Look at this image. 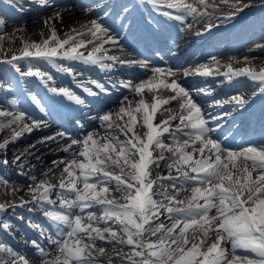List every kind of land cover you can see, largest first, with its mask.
Here are the masks:
<instances>
[{
  "label": "snow or ice",
  "instance_id": "6c2138e0",
  "mask_svg": "<svg viewBox=\"0 0 264 264\" xmlns=\"http://www.w3.org/2000/svg\"><path fill=\"white\" fill-rule=\"evenodd\" d=\"M3 2L13 7L20 4V0ZM39 2L43 4L45 0ZM152 2L157 7L179 11L181 14L174 17L169 11L161 14L182 22L185 16L206 15L197 6L207 7L205 0H194L193 3L186 0ZM242 10L236 9L237 12ZM5 23V19L0 18V28ZM82 29H73L74 34L62 40L52 29L42 43H25L21 53L13 55L7 62L33 58L52 63L53 58L59 57L96 64L105 59H117L106 55L104 44L115 45L118 40L102 22L93 19ZM85 35L93 39L85 41ZM88 44H92L93 48L85 56L79 50L87 48ZM211 59L216 61L215 57ZM140 65L147 67L146 62H140ZM101 67L110 65L101 64ZM226 67L228 71L225 75L229 79L247 76L259 82L261 92H264V67L257 69L246 65L233 68L232 63ZM63 70L72 71L71 68ZM16 71L22 76L46 77L45 83L53 79L38 68L33 70L31 66L26 72H21L19 67H16ZM153 72L155 75L152 79L125 87L133 88L141 97L146 90L155 93L160 89L169 90L173 95L164 99L154 95L151 104L141 98L135 107L129 102L116 113L117 118L124 121L123 125L115 123L111 113L100 117L102 122H107V129L111 132L100 139H97L98 133L94 132L88 133L83 140L72 139L63 149L70 152L71 158L62 161L64 167L58 184L47 180L36 181L33 177L34 183L29 187L31 200L22 201L19 206L27 203L38 206L56 228L55 233L47 236L48 244L53 246L51 249H46L36 240L30 242L38 252L40 264H98L94 255L97 240L128 246L129 251L125 253L128 264H264V146H249L239 151L222 146L219 140L212 137L214 129L209 124L217 117L202 112L192 94L175 78L176 72L161 68H155ZM165 74L172 78L170 82L161 78ZM211 74L209 65H201L192 72L185 71L183 76ZM93 83L101 91H107L104 85ZM49 91L67 97L77 105L85 104L84 99L68 88L50 87ZM84 91L92 96L97 95L91 88ZM31 100L41 112L45 111L37 96L32 95ZM173 101L179 105L176 113L171 108H164ZM229 102L239 107L246 103L241 96H234ZM165 112L168 113L167 118L155 123L156 115ZM0 118H3L0 120V131L10 130V134L0 141V151L25 133L46 126V121L35 119L24 111L0 109ZM175 120L179 123L173 130L171 122ZM138 125L146 129L143 135L135 130ZM120 134L126 139L121 140ZM165 134L171 136L172 143L165 142ZM67 135L60 132L45 137L42 142H55L57 137ZM77 145L80 146L79 150L71 151ZM157 149L159 152L154 156ZM165 152L170 155L166 157ZM20 159L21 156L15 157L16 161ZM3 163L6 165L8 161L5 159ZM161 163L169 169L167 177L153 175ZM172 169H175L177 176L171 175ZM163 179L179 180L181 183L164 185L161 183ZM111 181H115L114 189L110 187ZM4 184L7 185V181ZM112 191L120 194L123 203L115 196L109 197ZM184 191L190 192V196L179 199ZM96 205L101 206L102 214L99 217L95 212L84 215L86 209ZM6 207L8 205L0 203V212H4ZM213 210L215 214L210 215ZM165 214L169 224L160 220ZM2 227L8 229L11 225L4 221ZM34 227L44 235L45 229L40 225ZM210 233L215 235V240L205 247ZM98 251L103 253L105 249L101 247ZM122 251L123 248L118 249L117 254ZM0 253L10 258H0V264H30L29 259L5 243H0ZM50 253L54 254L46 258Z\"/></svg>",
  "mask_w": 264,
  "mask_h": 264
},
{
  "label": "bare ground",
  "instance_id": "6f19581e",
  "mask_svg": "<svg viewBox=\"0 0 264 264\" xmlns=\"http://www.w3.org/2000/svg\"><path fill=\"white\" fill-rule=\"evenodd\" d=\"M26 1V0H25ZM258 1H264V0H236V5L239 6L237 8H244L245 5H247L248 9L254 8L250 7L251 5H257ZM194 2V0H192ZM208 4H213L209 2ZM241 5V6H240ZM260 5V4H259ZM257 5V7L259 6ZM11 6V5H10ZM13 8V6H11ZM42 7V8H41ZM259 8V7H258ZM247 13L255 14V12H252L250 10L247 11ZM264 13V8L259 12ZM207 14V13H206ZM0 18L5 19L6 23L3 28H0V99H4L2 95L9 94H16L20 99V104H27L25 101V97L23 98L22 92H25L29 94L30 89H34V86L36 87H43L46 86L45 80L41 79L40 77L36 76H22L20 72L16 71V68H13V66L16 65H22L23 70L21 69V72L28 71V66H34L36 67L38 63H41L45 66V68L49 69L50 65H48V61L39 60V59H33V58H27L22 59L19 61H14L12 63H8L7 61L11 60V57L13 55H19L24 47L25 43L28 42H35V43H42L43 40L47 39L50 35V31L54 29L58 35V37L62 40L65 39L68 35H73V29H76L77 31L83 30L82 26L88 25L89 21H91L90 17L87 13H84L79 10H70L68 8H58L56 5H50V4H40L37 3L36 0H29L27 2H24V0H20V4L16 5L13 10H9L7 7V4L3 2V0H0ZM203 18L211 20L212 18H216L203 15ZM220 17H217L219 19ZM223 18V17H221ZM47 21V23H46ZM77 39H80V37H77ZM85 41L93 39L91 36L85 35L83 37ZM259 46H257L254 51H251L241 57V65L246 66L250 65L257 69L260 67H264V56H260L264 53V43L262 41L258 42ZM263 43V44H262ZM67 47V46H66ZM113 48L114 46L104 44V49L106 48ZM93 45L88 44L87 48H81L79 51L85 53L86 50H92ZM247 58V60H245ZM56 61H62L65 59H61L59 57L53 58V62ZM52 62V63H53ZM48 63V64H47ZM221 63V62H220ZM219 63V64H220ZM49 66V67H48ZM51 68V67H50ZM45 72V70H42ZM41 71V72H42ZM53 78L57 79L59 82H61V77H67V75H63L61 73H58L57 71H52L50 74ZM40 80V82H38ZM54 80V79H52ZM51 83V81H47ZM5 83H7V86L4 88ZM248 84L250 87L257 86L259 90L261 91V86L259 85V82L254 81H248ZM41 96L45 94L43 91H39ZM147 90L145 91V93ZM169 90H165L164 93L161 90L159 93H147V99L145 100L149 104L153 102V96H157L158 98L164 99L169 97L170 95ZM264 94H262L260 97H263ZM65 100L66 103L72 105V107H79L75 102L69 101L67 98H62ZM129 103V102H128ZM128 103L122 105V107H126ZM137 102H132L131 105L135 107ZM1 106H4V109H10L16 111V109H19V105L13 106V103L6 102L3 100V104L0 103V109ZM121 108V107H120ZM116 109L111 114L113 115V121L117 124L123 125L124 121L117 118L116 113L119 112V109ZM164 108H171L173 113H176L179 110V105L177 102L173 101L169 105L164 106ZM163 111V109L161 110ZM168 113H164L161 115L158 113L155 117L154 122L159 123L161 120L167 118ZM3 118H0L2 120ZM127 119V117H125ZM157 121V122H156ZM174 122L179 123L178 120L172 121L171 124ZM102 125H96L95 131H92L94 133H98L97 139H100L101 137L105 136L106 134H109L111 132L110 129H107V122H102ZM106 124V125H105ZM47 127H41L39 129H34L31 133H25L20 138H18L13 143L9 144V146L5 149L0 151V157L6 159L8 163L0 164V203H3L5 205H8V202H10V206L6 207V210L4 212H0V222L3 223L4 221L8 222L11 227L9 228L11 231L15 232V235H20V232H23L25 236H29L37 241L41 240L40 231L38 229H35L33 227H30L29 225L23 224L21 221H19L16 218H13L10 216L11 211L21 212L23 215V218L28 220H37L43 218L39 215L33 214L29 210H25V205L32 204L27 203L24 204L23 207L19 206L22 201H30L26 200V197L30 195L29 187L34 183L33 178L22 176L21 173L23 172H30L34 173L36 175L35 180H47L50 183L57 184L59 179L62 175V169L64 167V163L62 161H68L71 158L70 152H65L63 149L66 145L71 143L72 138H61L57 137L56 141H49L47 143H43L46 134L39 136L38 134L43 133L44 130H46ZM144 128L140 127L139 125L135 129L137 134L143 135ZM91 132V133H92ZM10 134V130L4 129L3 131H0V141H2L4 138H6ZM88 133H86L87 135ZM131 135V134H129ZM167 135V134H165ZM120 136H123L120 134ZM51 137V136H50ZM126 137L123 139L125 140ZM83 140V139H82ZM101 142H103L101 140ZM35 147H31V146ZM80 148L79 145L73 146V149L71 151H78ZM47 149H51L52 151L46 152ZM42 150H44L42 152ZM159 152V150H155L153 155L155 156V153ZM25 153H31L25 154ZM41 154V156H37ZM25 154V155H22ZM21 156V159L19 161L15 160V157ZM35 157V158H33ZM55 162V163H54ZM40 165V168H35V166ZM18 166V167H17ZM14 168L16 171H12L11 169ZM159 169V168H158ZM153 173V175H159V172L157 170ZM112 171V169H109ZM47 174V175H44ZM169 175V169L165 168V175H159L161 177H167ZM256 173H254V176ZM4 181H7V185L4 184ZM55 181H57L55 183ZM24 183L28 184V186H20L18 188H15L14 186ZM164 185L169 184L168 179H163L161 181ZM111 188H115V181L109 182ZM169 191H173L172 189H169ZM115 196L117 200L121 203H123L122 200H120V194L112 191L109 194V197ZM183 196V197H180ZM179 199H185L186 197L190 196L189 194H183L180 195ZM55 199V195L52 197ZM101 206L96 205L93 208L86 209L84 212V215L87 216V212L95 209L97 211L96 216H100ZM215 214V210H213L210 215ZM40 217V218H39ZM160 220H162L164 223L168 220L166 219V214L162 215L160 217ZM111 223V222H109ZM169 224V222H168ZM103 222H101V227H103ZM113 227H118L117 225H113ZM211 236H215L214 234L210 233ZM209 235V236H210ZM151 239H156V237H151ZM215 240V237L213 240H211V245ZM0 243L5 244H11L13 246V250L26 256L27 255L34 257L36 259L35 263L30 264H40V257L38 253H34L32 249L29 246L22 245L16 243L13 239H11V236L7 233V231L0 228ZM103 247L105 251L103 253H100L98 250L99 248ZM230 247V245H229ZM123 248V251L117 254V250ZM129 251L128 246L119 245L115 242L112 243H105L104 241L97 240L96 244V251L94 252L95 258L98 262V264H128L127 260L125 259V253ZM242 255H249L252 256V253H240ZM0 258L10 259L9 257H5L3 253H0ZM49 258V257H46ZM110 259H116L114 263H105L106 260Z\"/></svg>",
  "mask_w": 264,
  "mask_h": 264
},
{
  "label": "rangeland",
  "instance_id": "374dc122",
  "mask_svg": "<svg viewBox=\"0 0 264 264\" xmlns=\"http://www.w3.org/2000/svg\"><path fill=\"white\" fill-rule=\"evenodd\" d=\"M205 1H207V2H211V3H213L212 5L213 6H215V7H222L223 8V10L224 9H226V8H234V5H233V3H232V1L233 0H205ZM236 8V7H235ZM207 11H210V12H213L212 10H207ZM146 100V99H145ZM146 129H143V131H145ZM125 137H122V136H120V139L121 140H123ZM44 150H42V152H43ZM51 151V149H47V151L46 152H50ZM42 154V153H41ZM41 154L39 153V155H37V156H41ZM158 154V152L157 153H155V155H157ZM170 154L169 153H165V156L167 157V156H169ZM33 158H35V157H33ZM80 159H82V158H80ZM0 160H2V162H1V164L3 163V161L5 160L4 158H2V157H0ZM4 164V163H3ZM41 166L40 165H38V166H35V168H40ZM165 168H167L166 166H164L162 163H161V166L159 167V169H158V171H159V173H161L162 175L163 174H165ZM12 171H16L14 168H12L11 169ZM22 174V176H28V177H30V178H33V177H36V175L34 174V173H30V172H23V173H21ZM57 181H55V183H56ZM57 184H58V182H57ZM20 186H24V187H26V186H28V184L26 185V184H24V183H19V184H17V185H15L14 187L15 188H18V187H20ZM26 200H31V194L30 195H28V197H26ZM8 206H10V202H8ZM25 210H29V209H32L31 210V212H33V214H35L36 216L37 215H39V216H41V217H45L44 216V214H43V211L38 207V206H36V205H34V204H27V205H25ZM10 216L11 217H13V218H16V219H19V220H21V221H24L23 220V215H22V213L21 212H16V211H11L10 213ZM24 223H27V225H34L33 224V221H28V222H24ZM29 223V224H28ZM165 224H168L167 222H165ZM0 228L1 229H3V230H5V231H7V233L8 234H10L13 238H18V236H16V235H13V233H12V231H11V233H10V230H9V228L8 229H5V228H3L2 227V223L0 222ZM215 236H209L207 239H206V243H205V247H207V246H209V244H210V242H211V240H213V238H214ZM21 238V237H20ZM51 256V255H50Z\"/></svg>",
  "mask_w": 264,
  "mask_h": 264
}]
</instances>
